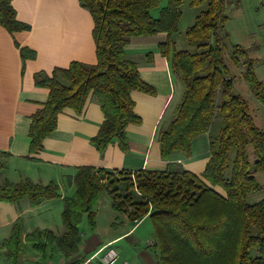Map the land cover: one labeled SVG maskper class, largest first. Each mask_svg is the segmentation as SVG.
<instances>
[{
	"label": "trees",
	"instance_id": "1",
	"mask_svg": "<svg viewBox=\"0 0 264 264\" xmlns=\"http://www.w3.org/2000/svg\"><path fill=\"white\" fill-rule=\"evenodd\" d=\"M79 1L93 19L96 62L71 61L65 68H54L51 75L34 74L35 84L47 88L48 94L30 116L29 154L42 149L43 140L55 130L57 115L64 108L81 112L89 93L97 98L103 112L91 144L100 154L112 142L126 152L127 125L141 123L132 93L154 94L155 89L143 81L136 63L126 58L125 45L131 36L166 32L168 39L159 49L168 57L171 74L182 82L184 91L168 125L157 130L160 157L167 160L176 151L190 156L192 140L208 133L210 156L201 174L203 179L181 168L131 172L79 167L69 180L75 186L73 194L62 197L64 232L58 235L36 227L24 234L23 220L18 217L0 249L12 264H23L19 256L25 243L43 258L54 249L68 264H80L76 257L81 241L78 224L87 214L89 227H95L92 207L98 193L106 189L116 211L126 213L132 221L144 216L150 219L156 264H264V198L246 201L248 193L261 188L254 172L264 171V128L255 124L247 100L235 92L223 56L218 32L228 20L227 0H189L193 7L204 6L184 33L192 49L175 48L171 38L179 29L183 0ZM230 2L238 6L240 0ZM260 5L264 8V0ZM0 24L11 34L29 29L16 18L10 0H0ZM15 45L22 63L35 57L33 50L16 40ZM230 61L242 65L246 82L264 105V82L254 72V59L241 45L231 44ZM216 118L220 120L216 122ZM249 145L255 156L252 163ZM2 167L0 164V170ZM213 186L222 187L225 193L220 194ZM58 197V185L53 181L0 183V201L7 203L26 198L35 207Z\"/></svg>",
	"mask_w": 264,
	"mask_h": 264
},
{
	"label": "crops",
	"instance_id": "2",
	"mask_svg": "<svg viewBox=\"0 0 264 264\" xmlns=\"http://www.w3.org/2000/svg\"><path fill=\"white\" fill-rule=\"evenodd\" d=\"M10 1L16 18L28 24L29 29L11 34L0 24V164L3 165L0 174L8 171L2 174L0 183L22 179L42 184L53 181L58 185L61 201L63 196L73 194L75 186L69 180L82 166L131 172L181 168L202 178L210 156L208 133L192 140L190 156L176 151L167 160L160 157L157 130L168 125L184 91L182 82L171 74L168 57L159 49L168 39L166 32L131 36L125 45L126 58L136 63L143 81L155 89L154 94L132 93L134 111L141 117V123L127 125L129 147L126 152L112 142L100 154L91 144L90 139L103 121V112L97 98L89 93L81 112L64 108L57 115L55 130L43 140L42 149L29 154L30 116L41 107L48 94L47 88L35 84L34 74L51 75L54 68H65L71 61L94 64V23L89 10L79 0ZM175 34L177 32L171 38L176 48L178 35ZM15 40L33 50L35 57L22 63ZM213 188L220 194L225 193L220 186ZM48 201L35 207L26 198L15 203L0 201V241L9 235L18 217L23 220L24 234L36 227L48 228L38 224L28 227L25 222L26 215H41L43 209L49 210L52 203ZM119 214L116 220L105 225L104 232L98 230L96 214L95 227L88 232L79 231L81 241L76 257L81 259L80 264H101V256L109 247L117 251L113 264H156L152 224L143 222L148 216L133 223L126 213ZM61 258L58 251L51 249L45 258L38 253L32 255L30 264H52Z\"/></svg>",
	"mask_w": 264,
	"mask_h": 264
},
{
	"label": "rangeland",
	"instance_id": "3",
	"mask_svg": "<svg viewBox=\"0 0 264 264\" xmlns=\"http://www.w3.org/2000/svg\"><path fill=\"white\" fill-rule=\"evenodd\" d=\"M204 6L193 7L189 4V0H183L181 5L182 17L179 22V29L176 36L177 49H192L184 39V33L188 26L192 24V18ZM225 13L228 20L225 23L224 30H219L218 35L222 38L223 56L226 64L229 66L230 75L233 78L235 92L241 94L248 102L255 124L259 128H264V105L255 98L243 74L242 65H234L230 61L231 44H239L247 50L250 58L254 59V72L257 78L264 82V8L260 5V0H240L238 6H235L230 0L225 4ZM227 34V36H226ZM180 86V85H179ZM249 161L252 163L255 159L253 148L251 145L247 148ZM8 171H2V174ZM254 176L261 185L257 191L247 194L246 201L254 203L264 198V171L254 172ZM52 203L49 210L43 209L41 215L34 213L25 216L26 225L38 224L50 228L56 234L60 235L64 232L61 221L62 200L59 198L50 199ZM92 210L96 214L98 230L104 232L105 225L114 221L119 212L113 208V200L108 190H101ZM116 220V219H115ZM144 224H150L149 218L143 221ZM79 231H90L87 220V214H84L78 224ZM1 242V241H0ZM49 250V248H48ZM254 254V250H252ZM37 254L29 243H25L23 251L19 256L20 262L30 264L32 255ZM60 260H64L62 257ZM0 264H12L6 254L0 250Z\"/></svg>",
	"mask_w": 264,
	"mask_h": 264
},
{
	"label": "built area",
	"instance_id": "4",
	"mask_svg": "<svg viewBox=\"0 0 264 264\" xmlns=\"http://www.w3.org/2000/svg\"><path fill=\"white\" fill-rule=\"evenodd\" d=\"M139 219H134L133 223H137ZM117 258V251L114 248H107L101 256V264H113ZM52 264H68L66 260H60Z\"/></svg>",
	"mask_w": 264,
	"mask_h": 264
}]
</instances>
